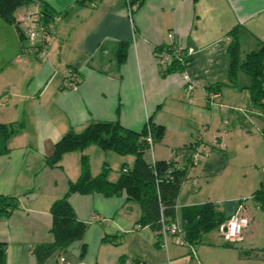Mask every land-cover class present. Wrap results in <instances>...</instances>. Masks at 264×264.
<instances>
[{
    "label": "crops",
    "instance_id": "obj_1",
    "mask_svg": "<svg viewBox=\"0 0 264 264\" xmlns=\"http://www.w3.org/2000/svg\"><path fill=\"white\" fill-rule=\"evenodd\" d=\"M37 1L17 13L37 11L41 4L50 11L52 31L41 59L24 49L11 23L0 19L7 24L0 22V45H9L8 53L0 54V123L20 124L6 142L8 151L0 155V194L17 199L16 208L0 218L4 264H37L31 246L52 240L49 206L66 192L68 181L77 178L81 154L87 156L92 176L104 165L110 181L117 178L123 164H132V155L89 145L64 153L58 166L44 165V157L65 132L80 131L91 121L117 119L122 127L136 131L148 120L160 125L161 140L143 155L152 163L169 159L170 149L194 142L201 127L207 139L222 134L225 118L223 144L192 166L180 185L175 219L179 221L181 207L206 201L215 203L225 215L233 213L241 194L218 198L206 191L204 196L201 185L211 183L200 182L221 174L236 150L247 149L250 155L255 145L256 156L247 155L245 162L258 169L263 160L264 115L250 106L247 91L242 89L249 83L246 74L237 71L236 87L228 83L226 49L227 32L233 27L239 60L257 47L258 40L264 42V0H143L131 14L124 0ZM122 43L125 58L118 62L116 50ZM161 45L193 48L184 68L195 81L190 91L182 71L161 75L165 66L153 52ZM66 69L78 76L73 89L63 85ZM255 189L247 197L259 208L250 197ZM68 202L86 224L82 240L72 242L62 253L71 264H116L120 257L144 264H201L186 246L174 244L168 236L156 244L155 233L136 223L139 207L124 193L75 192L69 194ZM248 207L242 206L241 211L247 219L245 227ZM248 249L260 248H239L236 264H264V257L239 255ZM58 256L54 252L41 264H59Z\"/></svg>",
    "mask_w": 264,
    "mask_h": 264
},
{
    "label": "trees",
    "instance_id": "obj_2",
    "mask_svg": "<svg viewBox=\"0 0 264 264\" xmlns=\"http://www.w3.org/2000/svg\"><path fill=\"white\" fill-rule=\"evenodd\" d=\"M39 4L37 0H0V19L11 23L20 40L24 36L19 27V17L26 12L18 14L29 2ZM128 13L137 10L143 0H124ZM40 7V8H39ZM36 14L38 22L47 30L52 27V15L41 4ZM236 27L231 28L227 34L230 41L227 45L226 75L228 83L236 87L235 77L237 71L246 74L249 83L242 89L247 91L250 106L264 115V42L258 40L257 47L244 54L239 60V48L236 37ZM162 46L154 48L158 52ZM168 46V45H166ZM24 49L27 50L25 45ZM126 45L120 44L116 50L118 62L125 58ZM161 75L171 71H181L182 65L171 59L164 63ZM219 87V84H216ZM20 128L17 122L0 123V155L8 151L6 142L8 138ZM147 132L151 136V144L146 139ZM163 128L149 122L139 130L122 127L118 120H98L87 123L80 131L69 129L53 145L50 154L44 157V165L58 166L61 156L73 150H83L89 145H95L104 151H112L119 155H132V164L120 167L117 178L110 181L107 178V168L103 165L98 174L92 176L89 171V162L85 154L79 157V174L73 181H68L66 192L55 198L49 206L51 225L49 232L52 236L50 242L35 243L31 246V254L37 264L43 263L51 254H62L74 241H81L86 224L79 220L68 202L71 193L87 194L98 192L103 196L124 193L127 200L137 203L140 214L136 223L149 227L156 236V244L162 241V227L175 220V199L181 183L186 179L188 170L192 167L190 155L194 142L175 150L179 159L170 156L167 160H155L147 163L143 155L150 145L161 140ZM264 138V126L261 129ZM259 208H264V178L259 186L251 193ZM240 202V201H239ZM241 203V202H240ZM17 206L15 196L0 194V218L10 214ZM219 207L210 201L181 207L179 224L182 231L183 246L194 248L200 237L214 229L228 219ZM109 242L115 241L107 238ZM84 252L81 245L80 255ZM189 253L191 251L189 250ZM192 254V253H191ZM239 255L244 257H264V248L240 250ZM5 262V244L0 242V264ZM116 264H144L141 260L129 257H120Z\"/></svg>",
    "mask_w": 264,
    "mask_h": 264
},
{
    "label": "rangeland",
    "instance_id": "obj_3",
    "mask_svg": "<svg viewBox=\"0 0 264 264\" xmlns=\"http://www.w3.org/2000/svg\"><path fill=\"white\" fill-rule=\"evenodd\" d=\"M29 12L33 13L35 11L31 10ZM0 22L5 26L7 25L2 22V20H0ZM1 34L2 32L0 30V36ZM6 42L4 43L7 44ZM23 42L24 45H29L27 39H24ZM7 45H0V54L3 55L8 53L9 49ZM221 124H223V122H221ZM210 139L211 138L207 139L205 136L203 138L206 143H209ZM255 139L261 141L258 136H256ZM248 147H251V143L248 144ZM256 148L257 146L254 145L255 150ZM254 149L250 155L253 154V156H256L254 155ZM247 151V149L240 151L236 150L230 155L228 166L225 167L221 174L214 175V177L207 182L204 180V182L198 181V183H211L208 186L201 185L204 196L206 195V191L211 197L218 198H228L234 194H241L242 197L238 199L242 200V206H249L245 213L249 222L241 232V238L244 239L243 242L239 243V241H237L232 244H227L226 240H224L219 232H217V229L204 233L200 237L199 241L194 244L195 250L193 254V257L198 258L201 264H236L235 261L238 256L239 248L264 247V208L253 206L248 198V194L250 193L249 190H253V188L255 189L258 180H262L264 178V153H259L263 160L260 163L261 165H257L258 169H256L250 165V163L245 162L247 155H249L246 154ZM262 152H264L263 149ZM205 157L206 156H202L198 162L202 161ZM242 216L245 218L244 215ZM225 247H228L232 251ZM186 248L189 251L187 245Z\"/></svg>",
    "mask_w": 264,
    "mask_h": 264
},
{
    "label": "built area",
    "instance_id": "obj_4",
    "mask_svg": "<svg viewBox=\"0 0 264 264\" xmlns=\"http://www.w3.org/2000/svg\"><path fill=\"white\" fill-rule=\"evenodd\" d=\"M38 15L36 11L26 12L25 14L19 17V27L22 31V34L25 39L28 40L29 45L27 46L28 52L37 59H41L45 54V46L48 43L52 27H48L47 30H44L41 22L37 20ZM168 36H172L171 33H168ZM193 53V48L184 46V45H168L162 46L158 52L154 53V57L158 63H166L171 59L176 60L183 67L181 69L183 75V81L185 83V88L187 91H190L195 85V81L189 77V75L184 71V68L188 62V57ZM79 79L77 74L71 70L66 69L65 77L63 81L64 87L75 88ZM210 99V98H209ZM148 122V121H147ZM146 122V123H147ZM227 121L224 118L222 124L223 133L220 135L213 136L209 143L204 142L203 138L205 136V129L201 127L197 131L195 143L193 150L190 155L191 165L194 166L202 156H207L213 148L220 147L225 140V130H226ZM147 141L151 144V136L147 132L146 136ZM151 147V145H150ZM149 147V149H150ZM170 156H174V159H179V156L176 155L174 149H170ZM242 202V200H239ZM236 206V209L231 213L228 219L225 220L218 228L219 234L226 240L227 243H234L241 239L242 229L247 224V219L241 215L242 204ZM162 239L165 237H170L171 241L174 244L182 245V231L180 229L179 221L176 219L170 222L168 225H164L161 229ZM189 250L194 254V248L190 247ZM59 264H71L68 259L65 258L63 254L58 256Z\"/></svg>",
    "mask_w": 264,
    "mask_h": 264
}]
</instances>
